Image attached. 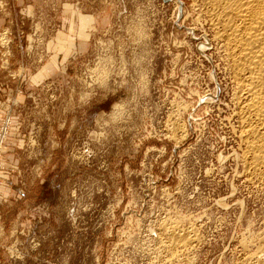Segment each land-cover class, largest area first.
I'll return each mask as SVG.
<instances>
[{"label":"rangeland","instance_id":"1","mask_svg":"<svg viewBox=\"0 0 264 264\" xmlns=\"http://www.w3.org/2000/svg\"><path fill=\"white\" fill-rule=\"evenodd\" d=\"M23 1L0 0V264H242L264 191L197 6Z\"/></svg>","mask_w":264,"mask_h":264},{"label":"bare ground","instance_id":"2","mask_svg":"<svg viewBox=\"0 0 264 264\" xmlns=\"http://www.w3.org/2000/svg\"><path fill=\"white\" fill-rule=\"evenodd\" d=\"M192 2L211 30L208 47L200 44L199 49L206 51L214 40L226 66L231 87L229 101L225 103L230 110L226 121L238 140L239 158L245 168L242 170L248 173L246 181L257 184L264 191V0ZM189 30L194 31V27ZM211 99L213 95L212 98L206 96L203 102L211 103ZM175 228L177 226L172 225L167 231L176 247L193 239L186 232H175ZM241 247L242 252H246L242 264H264V229L255 237H243Z\"/></svg>","mask_w":264,"mask_h":264},{"label":"crops","instance_id":"3","mask_svg":"<svg viewBox=\"0 0 264 264\" xmlns=\"http://www.w3.org/2000/svg\"><path fill=\"white\" fill-rule=\"evenodd\" d=\"M23 1V0H22ZM21 0H20V2H22ZM24 2V1H23ZM32 1H30V2H27V3H22L21 5H22V9H19L22 13H24V6L27 4L28 5V7H31L32 5L30 4ZM27 11V10H26ZM66 12V11H65ZM79 14V13H78ZM78 14H77V16H78ZM84 14H86V13H84ZM79 19V18H78ZM81 29H83L84 27L86 28L88 25H82V24H80V21H79V25H78ZM70 29H71V27H70ZM59 33V32H58ZM58 33H57V38H61L62 37V34H64V33H61V34H59L58 35ZM72 33V32H71ZM64 35H67V34H64ZM69 37L71 38V36L69 35ZM73 38V37H72ZM69 39V38H68Z\"/></svg>","mask_w":264,"mask_h":264},{"label":"water","instance_id":"4","mask_svg":"<svg viewBox=\"0 0 264 264\" xmlns=\"http://www.w3.org/2000/svg\"><path fill=\"white\" fill-rule=\"evenodd\" d=\"M164 1H169V0H164ZM178 2V13H177V21L175 22L176 25H178V27H181L179 24H178V21L182 18V7H183V2L181 0H177ZM184 28H186L187 30H189L188 27H185L183 26Z\"/></svg>","mask_w":264,"mask_h":264},{"label":"built area","instance_id":"5","mask_svg":"<svg viewBox=\"0 0 264 264\" xmlns=\"http://www.w3.org/2000/svg\"><path fill=\"white\" fill-rule=\"evenodd\" d=\"M7 131L5 130V127H0V154L3 147V141L6 137Z\"/></svg>","mask_w":264,"mask_h":264}]
</instances>
